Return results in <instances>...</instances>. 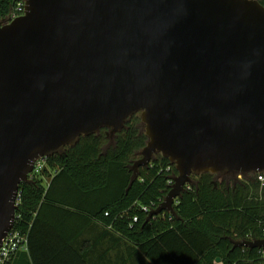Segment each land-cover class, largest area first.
<instances>
[{"label":"water","instance_id":"1","mask_svg":"<svg viewBox=\"0 0 264 264\" xmlns=\"http://www.w3.org/2000/svg\"><path fill=\"white\" fill-rule=\"evenodd\" d=\"M23 1L0 22V244L35 160L134 113L147 141L133 177L154 153L177 171L148 218L173 213L191 175L264 171L258 0Z\"/></svg>","mask_w":264,"mask_h":264},{"label":"trees","instance_id":"2","mask_svg":"<svg viewBox=\"0 0 264 264\" xmlns=\"http://www.w3.org/2000/svg\"><path fill=\"white\" fill-rule=\"evenodd\" d=\"M17 1L0 0L1 20ZM146 141L134 113L119 132L101 127L44 158L39 176L18 186L15 225L27 232V251L10 264H264L261 248L233 245L264 237V185L256 174L191 175L173 213L148 218L177 171L154 153L133 177ZM89 229L93 241L82 238Z\"/></svg>","mask_w":264,"mask_h":264},{"label":"built area","instance_id":"3","mask_svg":"<svg viewBox=\"0 0 264 264\" xmlns=\"http://www.w3.org/2000/svg\"><path fill=\"white\" fill-rule=\"evenodd\" d=\"M23 7H24V1L18 0L15 3L13 9L9 11L7 18L5 20L0 19V22L6 23L14 19L17 16L22 15ZM44 162H45L44 158L35 160L32 171L29 173L28 176L35 177V175H37L40 172L41 168L44 167L45 165ZM241 174L242 173H238L237 177L241 178ZM255 174H256V179L259 181V183L261 185H264V171L255 172ZM18 202H19V192L17 191L16 198H15L16 207L18 205ZM142 209L144 211L148 210L146 207H142ZM17 217L18 216L14 217V221H13L11 228L8 230L4 238L1 240L0 264H10L13 261V259L17 257L18 253L27 251V232L26 230H22L21 227H19V225H15L18 223ZM133 220H136V217H133ZM261 249H262L261 253L264 254V248H261Z\"/></svg>","mask_w":264,"mask_h":264},{"label":"crops","instance_id":"4","mask_svg":"<svg viewBox=\"0 0 264 264\" xmlns=\"http://www.w3.org/2000/svg\"><path fill=\"white\" fill-rule=\"evenodd\" d=\"M82 238L86 241V240H89V241H93V240H95V233H93L90 229L88 230V231H85L84 233H83V235H82ZM84 244H86V242L85 243H83L82 245H84Z\"/></svg>","mask_w":264,"mask_h":264},{"label":"rangeland","instance_id":"5","mask_svg":"<svg viewBox=\"0 0 264 264\" xmlns=\"http://www.w3.org/2000/svg\"><path fill=\"white\" fill-rule=\"evenodd\" d=\"M137 115H139V113H137ZM44 164H45V162H44ZM45 166V165H44ZM44 167H42L41 169H43ZM41 171V170H40ZM49 172L50 173H53L54 172V169L53 168H49ZM38 177L39 175H35V177ZM40 177H41V175H40ZM48 181V178H47V176H44L42 179H41V182H42V184H45L46 182Z\"/></svg>","mask_w":264,"mask_h":264}]
</instances>
